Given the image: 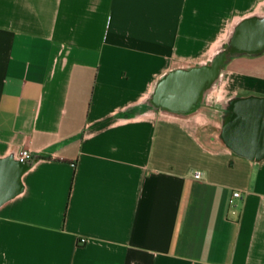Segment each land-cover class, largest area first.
Segmentation results:
<instances>
[{"label": "crops", "instance_id": "0c3cea01", "mask_svg": "<svg viewBox=\"0 0 264 264\" xmlns=\"http://www.w3.org/2000/svg\"><path fill=\"white\" fill-rule=\"evenodd\" d=\"M247 17L264 0H0V161L21 165L0 264H264V44L226 52ZM221 53L198 92L154 95Z\"/></svg>", "mask_w": 264, "mask_h": 264}, {"label": "water", "instance_id": "95a60500", "mask_svg": "<svg viewBox=\"0 0 264 264\" xmlns=\"http://www.w3.org/2000/svg\"><path fill=\"white\" fill-rule=\"evenodd\" d=\"M263 44L264 18L247 17L234 26L226 52L227 54L241 51L255 52ZM223 56V53H221L215 58L211 66L192 69L185 73L184 77H178L173 73L166 78H162L156 92L158 93L159 90L168 87L177 92L183 90L182 92L186 95H193L212 78L217 70V62ZM20 168L21 165L19 164L0 161V202L15 191Z\"/></svg>", "mask_w": 264, "mask_h": 264}, {"label": "built area", "instance_id": "2783aa9c", "mask_svg": "<svg viewBox=\"0 0 264 264\" xmlns=\"http://www.w3.org/2000/svg\"><path fill=\"white\" fill-rule=\"evenodd\" d=\"M33 157V151L27 147H21L17 152V160L19 162H27ZM193 175L197 178L202 176V171L200 169L193 170ZM240 196L239 190H233L228 197V203L234 204L235 198ZM80 241H84V238H81Z\"/></svg>", "mask_w": 264, "mask_h": 264}, {"label": "flooded vegetation", "instance_id": "af4514ba", "mask_svg": "<svg viewBox=\"0 0 264 264\" xmlns=\"http://www.w3.org/2000/svg\"><path fill=\"white\" fill-rule=\"evenodd\" d=\"M157 89H158V86H157ZM157 94V92L155 91V94L154 95H156ZM157 98V97H156Z\"/></svg>", "mask_w": 264, "mask_h": 264}]
</instances>
